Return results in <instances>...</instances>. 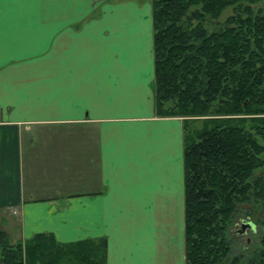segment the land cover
Instances as JSON below:
<instances>
[{
  "label": "crops",
  "instance_id": "crops-1",
  "mask_svg": "<svg viewBox=\"0 0 264 264\" xmlns=\"http://www.w3.org/2000/svg\"><path fill=\"white\" fill-rule=\"evenodd\" d=\"M92 8L0 0V231L184 264L183 120L153 111L151 4Z\"/></svg>",
  "mask_w": 264,
  "mask_h": 264
},
{
  "label": "trees",
  "instance_id": "trees-1",
  "mask_svg": "<svg viewBox=\"0 0 264 264\" xmlns=\"http://www.w3.org/2000/svg\"><path fill=\"white\" fill-rule=\"evenodd\" d=\"M260 1L150 0L153 111L183 120L184 264H264V230L247 244L230 228L240 212L251 231L264 226ZM199 115L209 124L186 134ZM106 248L105 236L37 231L11 243L0 231V264H106Z\"/></svg>",
  "mask_w": 264,
  "mask_h": 264
},
{
  "label": "rangeland",
  "instance_id": "rangeland-1",
  "mask_svg": "<svg viewBox=\"0 0 264 264\" xmlns=\"http://www.w3.org/2000/svg\"><path fill=\"white\" fill-rule=\"evenodd\" d=\"M150 2V0H136V2ZM122 3V2H131V0H89L90 5L93 7L87 14V17H99L102 15L101 5H105V3ZM260 5L264 6V0H261L259 2ZM105 7V6H104ZM230 13V8L225 9L223 14L221 15V18L226 16ZM206 124V125H205ZM209 124L208 121H204V116H189V118L185 119V133H190L192 130L201 129L204 126H207ZM264 171V165L259 169ZM252 220H254L252 217H250ZM249 219L244 213L240 212L236 214L235 219L233 220L230 228H233L235 231V237L238 238V241H241L243 243H251L256 244L258 241V237L262 230H264L263 225L256 224L255 230L251 231L248 227H246L244 230L240 231L241 223L244 222V220ZM14 236V235H13ZM175 241V237L173 239ZM13 243V242H11Z\"/></svg>",
  "mask_w": 264,
  "mask_h": 264
},
{
  "label": "water",
  "instance_id": "water-1",
  "mask_svg": "<svg viewBox=\"0 0 264 264\" xmlns=\"http://www.w3.org/2000/svg\"><path fill=\"white\" fill-rule=\"evenodd\" d=\"M246 227H248L251 230L254 229L253 223H251L250 221H244V222L241 223L240 231L244 230Z\"/></svg>",
  "mask_w": 264,
  "mask_h": 264
}]
</instances>
